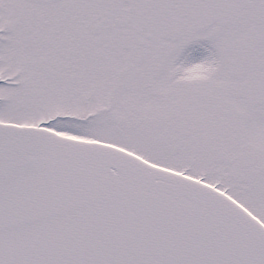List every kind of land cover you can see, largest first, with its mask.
I'll return each instance as SVG.
<instances>
[{"label": "snow or ice", "instance_id": "obj_1", "mask_svg": "<svg viewBox=\"0 0 264 264\" xmlns=\"http://www.w3.org/2000/svg\"><path fill=\"white\" fill-rule=\"evenodd\" d=\"M0 264H264V0H0Z\"/></svg>", "mask_w": 264, "mask_h": 264}]
</instances>
